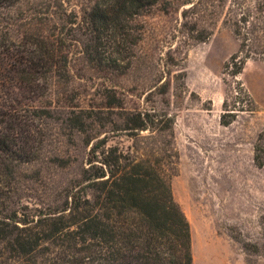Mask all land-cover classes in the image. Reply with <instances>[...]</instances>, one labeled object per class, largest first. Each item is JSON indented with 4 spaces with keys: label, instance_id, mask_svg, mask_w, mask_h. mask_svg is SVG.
Listing matches in <instances>:
<instances>
[{
    "label": "rangeland",
    "instance_id": "1",
    "mask_svg": "<svg viewBox=\"0 0 264 264\" xmlns=\"http://www.w3.org/2000/svg\"><path fill=\"white\" fill-rule=\"evenodd\" d=\"M96 1L18 0L0 10V43L22 50L43 35L59 51L58 66L42 74L39 90L24 91L34 99L29 116L43 125L46 142L41 158L21 169L19 193L62 197L86 161L89 137L149 114L150 125H174L173 137L164 132L157 139L168 149L165 172L190 222L194 264H264V164L255 161L257 144L264 158V60L249 59L236 77L226 68L240 47L231 23L242 13L237 3L252 0H161L131 24L138 43H129L116 68L89 53L87 13ZM10 76L0 72V98L5 78L23 93ZM230 86L247 90L254 110L224 125ZM116 134L111 143H133L130 132ZM149 135L140 141H154Z\"/></svg>",
    "mask_w": 264,
    "mask_h": 264
},
{
    "label": "trees",
    "instance_id": "2",
    "mask_svg": "<svg viewBox=\"0 0 264 264\" xmlns=\"http://www.w3.org/2000/svg\"><path fill=\"white\" fill-rule=\"evenodd\" d=\"M17 1L0 0V10ZM160 1L97 0L87 13L94 42L89 53L113 68L122 66L117 60L125 61L129 43H138L131 24ZM193 3L184 0L185 5ZM237 4L241 16L238 11L229 21L240 47L226 63L234 77L254 56L264 60V0ZM45 38L29 39L22 50L0 43V72L13 74L10 83L23 90H12L6 78L1 82L5 95L0 98V264H194L190 222L165 172L168 149L157 139L164 132L173 137L174 125H150L155 119L149 114H138L134 125L111 127L102 138L89 137L86 161L62 187V197L19 193L21 169L41 158L46 142L43 125H35L29 116L34 99L24 95L37 92L42 74L58 66L59 51ZM228 91L232 101L224 100V125L240 112L254 110L243 87L230 86ZM24 97L29 108H24ZM123 131L134 136L133 143H111ZM145 131L155 140L142 143L139 138ZM260 150L257 144L258 166L264 164ZM171 152L179 158L175 147Z\"/></svg>",
    "mask_w": 264,
    "mask_h": 264
}]
</instances>
